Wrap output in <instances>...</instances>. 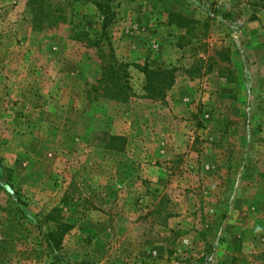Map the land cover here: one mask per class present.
Listing matches in <instances>:
<instances>
[{
    "label": "rangeland",
    "instance_id": "1",
    "mask_svg": "<svg viewBox=\"0 0 264 264\" xmlns=\"http://www.w3.org/2000/svg\"><path fill=\"white\" fill-rule=\"evenodd\" d=\"M93 1L0 0V264H264V0Z\"/></svg>",
    "mask_w": 264,
    "mask_h": 264
},
{
    "label": "trees",
    "instance_id": "2",
    "mask_svg": "<svg viewBox=\"0 0 264 264\" xmlns=\"http://www.w3.org/2000/svg\"><path fill=\"white\" fill-rule=\"evenodd\" d=\"M29 9L33 15V23L39 24L43 21H46L50 25H57L59 21L63 20L61 15L55 16V11L52 9V5L49 3V0H26ZM70 1V0H63ZM113 0H94L93 4L97 8L101 18H102V33L101 38L96 39V41H89L94 48H97L99 52L105 53L104 46L102 45V37L107 38L106 32L111 26L114 13L111 10V3ZM57 13V12H56ZM173 17L174 15L171 14ZM101 60V78L98 81L99 87H101L103 93L107 97L113 98L114 96L123 97V100H126L128 97V91L130 87L127 82V75L124 72L123 65L117 63L113 57V51L110 50V53L105 56L104 54L99 57ZM143 73L146 77V91L153 96H161V92L164 89L170 88L174 82L173 71H162L156 70L152 71L148 68L143 69ZM111 141L123 142L122 137H112ZM51 240H54L53 234H50Z\"/></svg>",
    "mask_w": 264,
    "mask_h": 264
}]
</instances>
